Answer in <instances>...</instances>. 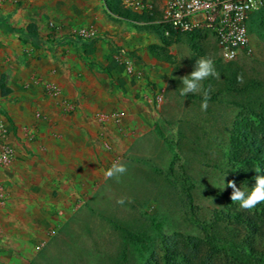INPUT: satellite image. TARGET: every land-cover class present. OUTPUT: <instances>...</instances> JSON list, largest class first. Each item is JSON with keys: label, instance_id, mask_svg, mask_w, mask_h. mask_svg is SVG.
<instances>
[{"label": "crops", "instance_id": "crops-1", "mask_svg": "<svg viewBox=\"0 0 264 264\" xmlns=\"http://www.w3.org/2000/svg\"><path fill=\"white\" fill-rule=\"evenodd\" d=\"M98 6L100 0H33L24 9L0 4L9 29H0V76L10 90L0 96V143L16 155L0 167V183L10 197L0 210V264H25L32 252L27 239L38 236L24 230L62 222L72 198L90 197L104 138L122 151L152 129L145 122L153 109L143 78L152 75L162 91L168 65L154 61L143 41H135L133 29L112 21ZM28 24L38 47L20 40ZM74 28L93 30L95 37L79 40L69 32ZM44 84L56 94L47 93ZM63 101L75 104L72 111L63 110ZM112 113L121 116L119 126L109 119L97 124L96 115ZM28 129L35 133L31 142Z\"/></svg>", "mask_w": 264, "mask_h": 264}, {"label": "rangeland", "instance_id": "rangeland-1", "mask_svg": "<svg viewBox=\"0 0 264 264\" xmlns=\"http://www.w3.org/2000/svg\"><path fill=\"white\" fill-rule=\"evenodd\" d=\"M98 9L105 15L102 6ZM132 31L137 36L132 39L143 41L144 47L155 42L151 34ZM202 34V46L216 49L210 32L203 30ZM248 48V54L231 61L221 60L216 49L214 59L242 74L244 82L258 84L253 86L252 95L264 100V45L248 34ZM169 52L174 55V64L167 66L169 75L161 85L163 90L156 86L152 75L143 78V90L153 109L145 120L151 124V131L122 151L107 137L103 140L96 134L97 141L103 140L99 149L102 163L91 183L90 197L72 198L62 222L45 230H24L38 236L27 239L32 252L25 264H123L122 253L127 264H143L150 253L157 251L159 234L202 239L206 244L199 225L220 220L230 226L232 219L225 215L232 212H241L258 227L264 226L256 207L242 209L238 202L231 201V193L226 194L232 168L226 160L225 130L237 113L232 102L238 98L221 93L215 102L207 103L206 110H202V103H191L187 98L190 94L180 95V78L194 70L196 60L183 45L171 46ZM156 95L161 97L159 101ZM120 122L121 116L117 122L110 121L114 126ZM134 134L128 133L129 139ZM116 160L127 166L126 174L119 181L105 179L104 172ZM0 184L7 193L1 210L10 197L4 183ZM121 198L125 199L123 205L117 203ZM56 215L54 212L50 217ZM123 229L139 241L124 236ZM216 249L209 264H231L229 255Z\"/></svg>", "mask_w": 264, "mask_h": 264}, {"label": "trees", "instance_id": "trees-1", "mask_svg": "<svg viewBox=\"0 0 264 264\" xmlns=\"http://www.w3.org/2000/svg\"><path fill=\"white\" fill-rule=\"evenodd\" d=\"M105 15L114 22L127 24L133 30L146 32L153 35L155 42L148 44L145 49L148 55L156 62L169 66L174 64V55L169 52L171 46L183 45L191 55L192 60L201 57H211L219 78L208 77L201 82L200 95L187 96L191 103L203 102L207 92V103H213L221 93L233 94L238 101L232 104L238 109L229 128H226L227 150L226 160L231 166V180L237 187H242L246 192L251 191L255 185V177L264 175V100L252 95L255 85L252 81L238 83L237 71L229 65H221L214 59L216 49L202 46V29L191 28L188 31H179L169 25L159 23V11L151 13H132L120 5V0H100ZM0 29L8 33L9 29L4 19L0 18ZM247 34L252 35L264 45V6L252 12L246 22ZM24 35L20 38L22 43L38 47L36 31L33 25L28 24L23 29ZM215 43V42H214ZM110 78L107 70L100 69ZM254 86V88H253ZM10 93L4 77L0 76V96ZM260 171L257 172L256 170ZM232 189L229 187V192ZM256 208L264 218V202ZM225 218L232 219V225L215 220L207 224L201 223L199 229L204 235V240L197 238H182L179 235H158V248L150 253L143 264H209L212 263L216 248L222 254L229 255L231 264H264V226L258 227L250 217L241 212L227 213ZM224 223V224H223ZM124 236L139 241L136 235L126 230H121ZM123 264H127L122 253Z\"/></svg>", "mask_w": 264, "mask_h": 264}, {"label": "built area", "instance_id": "built-area-1", "mask_svg": "<svg viewBox=\"0 0 264 264\" xmlns=\"http://www.w3.org/2000/svg\"><path fill=\"white\" fill-rule=\"evenodd\" d=\"M32 1L0 0V4L24 9ZM120 5L135 14L158 10L159 23L169 25L179 31L199 28L210 32L219 58L223 61H231L240 54L249 53L246 22L252 12L264 6V0H120ZM48 25L53 27L52 23ZM69 32L79 40L95 37V31L84 28H74ZM126 62L122 59V63L126 64ZM44 90L51 95L56 94L57 91L49 84H44ZM160 99L161 97L156 95V100ZM61 105L65 111H72L75 106L68 101H63ZM95 117L99 122L109 118L117 122L119 114L112 113L110 116L100 114ZM34 135L33 129L26 131L27 140L33 139ZM3 136L4 131L0 127V139ZM14 157L13 148L2 141L0 143V166H8ZM6 200L5 187L0 184V206L4 205Z\"/></svg>", "mask_w": 264, "mask_h": 264}, {"label": "clouds", "instance_id": "clouds-1", "mask_svg": "<svg viewBox=\"0 0 264 264\" xmlns=\"http://www.w3.org/2000/svg\"><path fill=\"white\" fill-rule=\"evenodd\" d=\"M210 76L219 78V73L215 69L214 60L211 57L198 58L194 70L189 75L180 78L182 83L180 95L186 97L188 94L200 91L202 87L201 82ZM237 81L238 83H243L242 74L237 76ZM209 98L207 92H205L201 105L202 110H206ZM256 171L259 172L260 170L257 169ZM126 172L127 166L119 160H116L104 172V177L105 179L114 178L119 181L120 177L126 174ZM227 187L232 189L231 201L238 202L242 209L251 210L259 203L264 202V175H257L255 177V185L248 192L243 190L242 187H237L235 181H228ZM117 203L123 205L125 199L121 198L117 200Z\"/></svg>", "mask_w": 264, "mask_h": 264}]
</instances>
